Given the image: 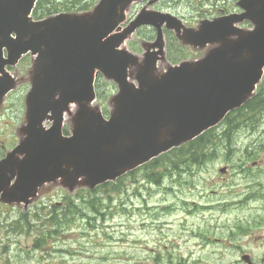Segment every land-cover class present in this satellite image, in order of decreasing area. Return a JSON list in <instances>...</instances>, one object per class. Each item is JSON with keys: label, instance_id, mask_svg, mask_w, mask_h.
<instances>
[{"label": "water", "instance_id": "1", "mask_svg": "<svg viewBox=\"0 0 264 264\" xmlns=\"http://www.w3.org/2000/svg\"><path fill=\"white\" fill-rule=\"evenodd\" d=\"M37 1L0 0V103L17 85L7 67L34 58L19 143L0 160V202L27 206L50 182L73 191L114 181L219 124L264 74V0H239L242 12L203 20L198 31L147 8L122 30L139 0H99L89 12L35 20ZM246 20L254 27L238 26ZM164 23L205 55L161 70ZM142 25L158 32L139 56L125 43ZM97 72L118 84L109 118L93 105Z\"/></svg>", "mask_w": 264, "mask_h": 264}, {"label": "rangeland", "instance_id": "2", "mask_svg": "<svg viewBox=\"0 0 264 264\" xmlns=\"http://www.w3.org/2000/svg\"><path fill=\"white\" fill-rule=\"evenodd\" d=\"M236 2L163 0L154 8L192 18L211 15L219 8L233 9ZM126 47L133 51L129 42ZM170 47L174 60L203 55L181 50L174 41ZM30 61V56L22 59L11 70L18 85L0 104V156L18 142L30 87L26 73ZM165 67L160 65L161 70ZM100 83L104 94L99 101L103 109L109 108L114 84L103 78ZM260 85L264 89V81ZM259 96L264 98V91ZM259 121L254 130L236 131L229 141L217 138L215 159L204 167L202 162L174 170L169 166L172 158L165 157L158 167L147 165L126 176L117 189L109 186L70 193L78 199L77 205L68 207L67 215L57 210L54 220H50L54 205L60 207L58 202L68 194L60 187L46 191L27 211L0 204V264H233L232 254L220 256L221 246L208 244L205 237H225L230 232L237 238L241 235L238 227L258 220L259 213L264 215V110ZM65 125L70 130L69 120ZM253 160L263 162L262 168L254 167ZM228 162L232 172L235 164L246 168L226 179L218 169ZM156 172L161 173L157 181L152 178ZM28 224L34 227H25ZM40 238L43 243L37 244Z\"/></svg>", "mask_w": 264, "mask_h": 264}, {"label": "flooded vegetation", "instance_id": "3", "mask_svg": "<svg viewBox=\"0 0 264 264\" xmlns=\"http://www.w3.org/2000/svg\"><path fill=\"white\" fill-rule=\"evenodd\" d=\"M144 4L145 2H138L131 7L129 15L127 17V21L124 24V27L128 26L131 23V21L136 17V15L139 13V10L144 6ZM173 14L179 16L186 27L195 30L199 29V25L203 20V15H198V16L195 15L194 17L191 18V17H187V14L185 13L180 15L177 13H173ZM193 20H197V21L193 22ZM184 25H182L181 31H185ZM137 31H157V29L155 27L142 26L138 28ZM163 31H165V35H167L169 31H175V30L169 29L168 27L164 26ZM191 49L193 50V48ZM230 116H231L230 119L232 120L233 124L228 125L227 122H224L221 125H219L216 129H214L216 130L215 132L219 134V136H223L225 135V133L229 134V132L231 131L233 132L239 130L252 131L255 129L256 126L258 127L260 122L259 121L260 117L259 119H257L258 117L257 112L254 111L252 112L248 108L241 110L239 109L236 111V113H233ZM223 128L224 130H222ZM207 142L208 143L205 144L206 146H204V151H203V167L205 164H209V161L215 159L214 156L211 155L217 153L218 151V148H216L215 151H213V146L217 144L218 141L211 142V140H208ZM260 162L261 161H257V160L252 161L254 167L261 166L260 167L261 169L263 162L262 163ZM245 163H249V160L246 159ZM244 168H246L245 165L238 167L235 164L234 170L232 172V165H230L228 162L227 164L220 166L218 171L220 172L221 175L226 177V179L228 178L231 179L235 171L237 170L240 171L243 170ZM227 204L228 203H226V205ZM257 216L259 217L258 220L253 222H247L245 225H242V227H238L237 230L240 232L241 235H239L237 238L234 237V234L229 235L230 234L229 232L228 235H226L225 237L212 238L211 236H206L205 242H208V244L213 242L219 244L222 250L219 253L220 256H223L225 253L232 254L234 257L233 264H264V215L259 213L257 214ZM243 237L245 239H243Z\"/></svg>", "mask_w": 264, "mask_h": 264}, {"label": "trees", "instance_id": "4", "mask_svg": "<svg viewBox=\"0 0 264 264\" xmlns=\"http://www.w3.org/2000/svg\"><path fill=\"white\" fill-rule=\"evenodd\" d=\"M97 2V0H65V1H61V0H39L34 12H33V16L37 19H41L43 17L52 15L54 13L57 12H61V11H72V10H76V11H87L90 10L95 3ZM146 34H148V32H145ZM102 78L101 74H98V79H97V83H96V88H97V93H98V97L99 98H103V91H102V87H101V83H100V79ZM111 83V82H108ZM113 84V83H112ZM114 86V85H113ZM115 87V86H114ZM248 108L250 109L252 112H256L258 110H264V98L258 95L256 97H254L252 100H250L246 105L243 106V109ZM231 116L227 117L226 122H228V124H233L232 120L230 119ZM67 132V130H66ZM230 133H225L224 138L226 140H229L230 138ZM222 136V137H223ZM214 136H208V134L204 133L201 134L200 136H198L197 138L193 139L192 141H189L188 143L174 148L172 150H170L169 152L161 155L159 158V160H155L151 163V165H155V166H160L159 162L161 159H164L165 157H169L172 158L170 161V167H173L174 170H178V168L180 169L181 167L185 166V164H195V163H202L203 162V151H204V146H206L205 144L208 143V140H211V142L214 141ZM213 140V141H212ZM134 172H132L131 174H133ZM156 175H154V177H152L155 181H157L160 176L161 173L156 172ZM122 178H119L116 182H107L103 185H100L99 187H97L96 190L101 189V188H106L111 186L112 188H119L121 186V182H122ZM151 178V176L149 177ZM81 191L85 190V189H80ZM95 192V191H94ZM80 194V193H79ZM77 201L78 199H74V197H67L64 199L63 205H60V207L56 204L53 207V210L51 212V217L50 220H54L58 218V212L57 210H59V213L63 214V215H67L69 214V209L68 207H74L77 205ZM23 216L25 218H27L24 213ZM25 227H34V225H27ZM46 227V226H45ZM47 234L49 232H46ZM45 233H41L40 235H44Z\"/></svg>", "mask_w": 264, "mask_h": 264}]
</instances>
